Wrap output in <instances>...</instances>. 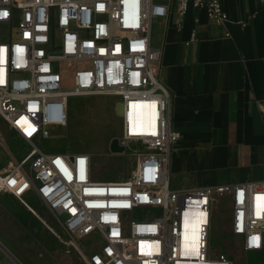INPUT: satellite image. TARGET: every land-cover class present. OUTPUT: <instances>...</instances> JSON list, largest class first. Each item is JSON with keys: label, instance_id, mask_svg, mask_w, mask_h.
Instances as JSON below:
<instances>
[{"label": "built area", "instance_id": "1", "mask_svg": "<svg viewBox=\"0 0 264 264\" xmlns=\"http://www.w3.org/2000/svg\"><path fill=\"white\" fill-rule=\"evenodd\" d=\"M174 4L180 18L194 6L218 24L228 20L220 0H0V118L29 147L0 173V192L25 206L26 193L35 195L62 227L64 237L48 228L64 252L83 264H233L209 249L213 205L222 197L243 251L264 247V181L170 188L180 133L151 27ZM73 96L119 100L124 151L113 155L131 161L125 179L96 180L89 154L38 146L67 125ZM138 109L142 123L130 131Z\"/></svg>", "mask_w": 264, "mask_h": 264}, {"label": "crops", "instance_id": "2", "mask_svg": "<svg viewBox=\"0 0 264 264\" xmlns=\"http://www.w3.org/2000/svg\"><path fill=\"white\" fill-rule=\"evenodd\" d=\"M220 2L228 16L221 24L207 9L194 6L180 18L175 4L166 18L152 22L151 45L162 50L159 80L170 95L173 127L180 133L169 156L172 190L264 181V0ZM9 139L3 127L0 173L18 161ZM5 194L0 192V213L6 210ZM14 198L9 210L24 232L36 224L49 227L26 201L27 206ZM240 255L239 264H264V247ZM8 261L20 264L14 257Z\"/></svg>", "mask_w": 264, "mask_h": 264}, {"label": "rangeland", "instance_id": "3", "mask_svg": "<svg viewBox=\"0 0 264 264\" xmlns=\"http://www.w3.org/2000/svg\"><path fill=\"white\" fill-rule=\"evenodd\" d=\"M69 86V82H65ZM122 105L113 96L70 97L68 101V122L63 128L51 130L49 139L38 143L48 153H86L92 157L93 177L96 180L125 179L133 167L125 156L113 155L109 144L121 137ZM5 128L12 150L20 160L29 147L16 134L5 127L0 118V130ZM0 145V157L3 150ZM11 165L4 173L9 171ZM170 188L172 189L171 185ZM2 198L6 210L0 213V245L7 250V256L0 250V264H83L76 254H66L64 247L51 230L36 224L35 229L24 232L18 216L9 208L15 196L7 192ZM31 194V193H30ZM25 197L26 202L60 236L62 227L47 207L33 194ZM13 207V206H12ZM35 218V221L38 219ZM39 223V222H38ZM209 249L212 257L226 256L233 264L241 260V244L231 233V205L227 197L218 198L213 205L209 234Z\"/></svg>", "mask_w": 264, "mask_h": 264}, {"label": "bare ground", "instance_id": "4", "mask_svg": "<svg viewBox=\"0 0 264 264\" xmlns=\"http://www.w3.org/2000/svg\"><path fill=\"white\" fill-rule=\"evenodd\" d=\"M143 120V114L140 111V109L136 110L134 113H132L130 115V131H136L139 126L141 125ZM28 207L31 209V211L35 214L38 215L36 213V211L30 206L28 205ZM40 217V216H39ZM39 219V218H38ZM43 220V219H42ZM45 222V221H44ZM46 223V222H45ZM47 224V223H46Z\"/></svg>", "mask_w": 264, "mask_h": 264}, {"label": "water", "instance_id": "5", "mask_svg": "<svg viewBox=\"0 0 264 264\" xmlns=\"http://www.w3.org/2000/svg\"><path fill=\"white\" fill-rule=\"evenodd\" d=\"M109 150L112 154H118L122 153L124 148L118 144V139L114 138L109 144ZM0 248L3 249L2 246H0Z\"/></svg>", "mask_w": 264, "mask_h": 264}, {"label": "snow or ice", "instance_id": "6", "mask_svg": "<svg viewBox=\"0 0 264 264\" xmlns=\"http://www.w3.org/2000/svg\"><path fill=\"white\" fill-rule=\"evenodd\" d=\"M2 15H7V13H2ZM198 254V253H197Z\"/></svg>", "mask_w": 264, "mask_h": 264}]
</instances>
